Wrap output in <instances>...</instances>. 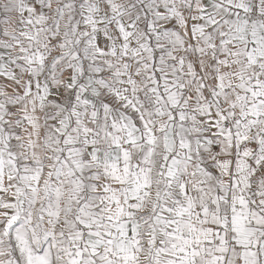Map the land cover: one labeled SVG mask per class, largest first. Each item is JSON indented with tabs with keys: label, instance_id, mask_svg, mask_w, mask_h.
I'll return each instance as SVG.
<instances>
[{
	"label": "snow or ice",
	"instance_id": "1",
	"mask_svg": "<svg viewBox=\"0 0 264 264\" xmlns=\"http://www.w3.org/2000/svg\"><path fill=\"white\" fill-rule=\"evenodd\" d=\"M0 264H264V0H0Z\"/></svg>",
	"mask_w": 264,
	"mask_h": 264
}]
</instances>
